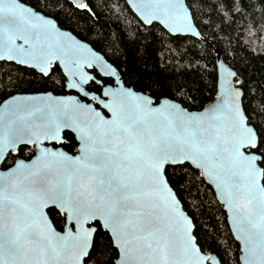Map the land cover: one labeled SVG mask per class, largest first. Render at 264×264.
<instances>
[{
  "label": "snow or ice",
  "instance_id": "6c2138e0",
  "mask_svg": "<svg viewBox=\"0 0 264 264\" xmlns=\"http://www.w3.org/2000/svg\"><path fill=\"white\" fill-rule=\"evenodd\" d=\"M154 2L171 11L178 0ZM30 15L16 0H0V50L6 49L10 57L17 51L15 40L29 43L25 32L37 27L25 19ZM183 19L186 23L187 17ZM33 58L47 74L48 59L42 53ZM135 99L138 102L131 108L121 100L112 108L114 119L89 125L87 130L70 117L41 126L45 136L58 137L62 129L77 133L81 154L70 160L52 153L43 168L32 166L15 183L6 184L0 177V264L53 260L59 264L69 253L73 260L82 259L93 244L94 231L83 225L92 220L107 230L121 264H205L206 259L210 264L182 226L177 202L167 187V168L185 163L195 164L218 181L246 252L259 254L264 264V187L258 183L264 180V150L260 149L264 136L242 117L221 125L222 117L211 115L203 126L205 118L176 114L171 105L152 109L144 98ZM153 113L157 120L150 118ZM61 162L72 167H55ZM49 201L58 203L80 225L75 233L70 229L60 236L44 223L38 208Z\"/></svg>",
  "mask_w": 264,
  "mask_h": 264
},
{
  "label": "trees",
  "instance_id": "16d2710c",
  "mask_svg": "<svg viewBox=\"0 0 264 264\" xmlns=\"http://www.w3.org/2000/svg\"><path fill=\"white\" fill-rule=\"evenodd\" d=\"M19 1L89 44L117 69L126 87L148 95L155 104L166 98L189 111H198L212 101L216 96L215 58L219 55L239 80L248 123L264 136V0H184L202 41L170 36L156 24L144 26L124 0H83L84 7L67 0ZM89 90L100 93L94 83ZM45 92L67 94L57 66L43 77L33 70L0 62V104L16 94ZM64 139L63 150L75 154L74 137L65 132ZM260 149L264 150V144ZM32 156V148L20 147L7 155L1 169ZM166 178L192 219L202 253L214 254L221 264H239V247L225 213L200 173L184 164L168 167ZM48 215L61 231L64 217L54 209H49ZM95 226L84 264H114L117 251L108 234L98 223Z\"/></svg>",
  "mask_w": 264,
  "mask_h": 264
},
{
  "label": "water",
  "instance_id": "95a60500",
  "mask_svg": "<svg viewBox=\"0 0 264 264\" xmlns=\"http://www.w3.org/2000/svg\"><path fill=\"white\" fill-rule=\"evenodd\" d=\"M124 1L130 11L144 26L148 27L156 24L170 36L191 37L202 41V37L194 25L191 12L184 0H178V3L171 11L165 5H158L154 0ZM16 2L19 7L31 14L25 17L29 24L37 25V27L26 30L25 34L29 36V43H25L23 39L15 40L17 51L13 52L11 57L6 49L0 50V62L11 63L33 70L43 77H47L51 69L57 66L65 79V91L67 94L59 96L51 92L16 94L5 99L0 104V138L3 139V144L0 145V177L4 178L6 184L22 181L23 177L27 175L28 170H31L34 165L43 168L44 164L52 159V153L63 154L69 157L70 160L75 159L81 154L80 145L82 142L79 140L77 133L69 129H62L58 137H54L51 134L45 136L41 133V126L44 123L49 121L55 123L70 117L78 123L79 127L87 130L89 125L98 126L102 121L114 119L112 108L118 107L121 100L129 108L137 104L136 97H142L149 101L148 106L152 109L171 105L173 107L170 110L176 114L183 113L193 118H205L203 126H207L208 121L206 118L211 115L221 116V125H230L238 117H242L246 125L254 130L253 126L248 123L243 110V91L237 86L239 80L236 78V73L223 62L219 55L215 58L216 96L212 101L205 104L198 111H189L179 103L166 98L160 99L155 104L154 100L148 95L137 92L131 87H126L117 69L89 44L79 40L71 32L59 28L57 22L52 18L36 12L19 0H16ZM67 2L76 7L83 4V0H67ZM184 17H187L186 23L183 19ZM45 21H48L49 24H45ZM36 53H42L48 59L47 74L41 71L40 65L33 58ZM93 70L99 77L111 80L112 84H104L98 81L91 72ZM91 82L101 86L99 94L89 90ZM112 93H131L132 96L125 98L117 95L114 97ZM105 105H110L111 107H105ZM150 118L157 120L158 116L153 113ZM21 128L24 131L17 134V130ZM65 132L70 133L77 143V152L74 155L65 152L61 147L54 148L52 146L53 144L60 146L64 143L63 134ZM20 147L33 148L31 159L28 161L17 160L10 168L6 170L1 169L7 155L18 151ZM20 164H23L25 168L21 169L17 167ZM185 164L200 173L204 182L212 189L217 203L222 207L231 236L239 247V264H260L259 254L249 256L246 252L244 239L241 233L236 230L234 212L227 203L226 197L221 194V188L217 186L218 181L205 175L204 169L198 168L195 164ZM65 166L72 167L69 162H61L55 167L62 168ZM258 183L260 187H264L263 180H258ZM167 187L171 190V194L177 202V211L184 221L182 226L187 228L188 234L196 242L192 219L184 211L180 200L171 188L168 180ZM256 195L259 197L260 193L257 192ZM49 209L56 210L64 217V225L61 231L54 227L48 215ZM38 214L43 217L44 223L50 225L57 235H66L70 229L75 233L80 228V225H75V221L70 218L69 213L60 208L58 203L54 204L52 201H49L46 204L40 205ZM95 223L98 222L92 220L87 221L83 225L84 228L91 227L94 229L92 241L96 232ZM98 225L102 231L108 234L107 230L102 228L100 223ZM109 238L111 240L110 236ZM196 247L199 248L197 243ZM91 248L92 246L86 249L88 255ZM116 251L117 258L113 263L121 264L118 259V250L116 249ZM88 255L82 259L77 258L73 260L71 253H69L59 264H84ZM203 255L210 258V264H221L214 254L208 255L203 253ZM50 264H57V262L53 260ZM205 264H209L207 259L205 260Z\"/></svg>",
  "mask_w": 264,
  "mask_h": 264
},
{
  "label": "flooded vegetation",
  "instance_id": "af4514ba",
  "mask_svg": "<svg viewBox=\"0 0 264 264\" xmlns=\"http://www.w3.org/2000/svg\"><path fill=\"white\" fill-rule=\"evenodd\" d=\"M92 72V74L94 75V77L98 80V81H101L102 83H104V84H112V81L111 80H109V79H103V78H101V77H99L97 74H96V72L93 70V71H91ZM95 74L98 76V78L95 76ZM104 80V81H103ZM106 80H108L109 82H106ZM91 83H94V82H91ZM90 83V84H91ZM94 84H96V83H94ZM97 85V84H96ZM97 86H99L100 87V90H101V86L100 85H97ZM63 139H64V134H63ZM76 142V141H75ZM64 143H65V139H64ZM63 143V144H64ZM62 144V145H63ZM77 144V143H76ZM62 145H60V146H57V145H52L54 148H56V147H61L62 149H63V147H62ZM29 148V147H28ZM33 149V148H32ZM76 152H77V146H76ZM75 152V153H76ZM72 155V154H71ZM74 155V154H73Z\"/></svg>",
  "mask_w": 264,
  "mask_h": 264
}]
</instances>
